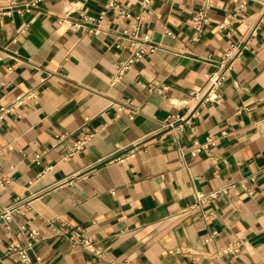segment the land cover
Returning <instances> with one entry per match:
<instances>
[{"label":"crops","instance_id":"obj_1","mask_svg":"<svg viewBox=\"0 0 264 264\" xmlns=\"http://www.w3.org/2000/svg\"><path fill=\"white\" fill-rule=\"evenodd\" d=\"M71 2L76 18L99 15L107 0H43L30 13L0 17V106L38 93L21 116L0 123V182L8 180L0 211L24 200L10 232L0 220V260L23 264L8 247L26 245L36 230L30 255L43 264H264V0L244 8L232 0H153L142 32L157 49L115 84L117 65L129 56L116 47L127 24L109 13L104 32L84 34L63 22ZM201 8L209 22L199 36L193 16ZM236 43L246 48L221 100L191 101ZM177 115L189 122L165 127ZM90 133L87 148L65 159L67 147ZM209 135L218 136L216 146L193 156L194 141ZM135 142L139 149L117 160ZM232 184L193 207L197 193ZM77 228L104 257L72 245ZM230 244L240 251L225 253Z\"/></svg>","mask_w":264,"mask_h":264},{"label":"built area","instance_id":"obj_2","mask_svg":"<svg viewBox=\"0 0 264 264\" xmlns=\"http://www.w3.org/2000/svg\"><path fill=\"white\" fill-rule=\"evenodd\" d=\"M43 0H31L27 3H20L18 0H7L5 6H0V17L11 16L14 12L21 15L30 13L37 9ZM125 1L135 2L139 5L140 10L138 12H133L126 5ZM233 2H240V7L244 8L248 0H232ZM152 3L153 0H107L104 10L101 11L99 15L87 13L80 11L78 17H71L74 11L71 2L66 7V17L63 19L64 23H67L72 29L81 31L87 35H99L104 32L103 22L109 13H112L113 19L116 22H125L127 25L118 31V37L120 41L116 43V47L120 50H127L129 56L118 63L116 68V73L114 74L112 84L121 78L140 58L152 54L156 51L157 45L152 40L149 34H144L142 32V26L147 18H150L152 14ZM194 29L197 35L203 32L205 25L209 22V16L207 8H201L193 16ZM224 27V24H221ZM253 35L256 34V29L252 32ZM246 46L241 43L231 44L223 53L222 58L216 63V69L208 74V81L206 87L201 91H194L190 95V100L193 102L202 103H213L219 102L221 100L220 88L227 80L229 73L234 65V63L241 57ZM38 93L35 90H30L24 94L17 96L9 104L0 106V123L9 114L20 115L21 108L26 105L29 101L37 100ZM118 105V104H117ZM127 108L126 104H119L118 110L124 111ZM135 114L134 110L130 111V116L133 117ZM189 122L185 120L183 116L177 115L173 121L168 122L165 127L182 129L183 123ZM96 133H90L85 135L79 140L73 141L67 147V153L65 159L74 157L82 153L91 140L95 137ZM65 134L57 136L58 140L65 138ZM218 142V136L209 135L204 141L195 140L190 153L193 156H198L202 152L210 153L211 149L216 146ZM139 149V143L135 142L132 148L129 150L128 154L118 158L121 160L131 155ZM39 157V156H38ZM252 179H255L254 177ZM247 180H245L246 183ZM8 182L7 179H3L0 185L4 186ZM235 184L231 186L221 188L220 190L213 191L208 194L197 193L196 202L193 207L201 206L202 204L210 203L216 199L220 193L227 192L229 187H234ZM24 200L18 198L11 206L4 208L0 211V220L3 219L7 223L6 230L10 232L12 227L10 223L14 219V213L20 212L22 206L24 205ZM29 202H27L28 204ZM53 226V224H51ZM25 226L19 228V233L23 234L25 232ZM213 236L206 239L209 242ZM39 240V234L36 230H31L29 233V241L26 245L21 242L11 243L8 247L9 254H16L23 264H43L40 257L33 259L30 255V250L33 249L35 242ZM70 240L73 246H81L86 250H89L96 256L102 258L105 256V252L100 245H98L93 238L88 235L83 229L77 228L72 231ZM240 247L238 244H230L225 250V253H238ZM92 264V263H89ZM118 264H126V262H121Z\"/></svg>","mask_w":264,"mask_h":264},{"label":"water","instance_id":"obj_3","mask_svg":"<svg viewBox=\"0 0 264 264\" xmlns=\"http://www.w3.org/2000/svg\"><path fill=\"white\" fill-rule=\"evenodd\" d=\"M0 264H4V263L0 260Z\"/></svg>","mask_w":264,"mask_h":264}]
</instances>
